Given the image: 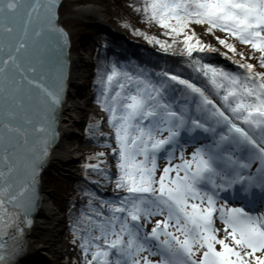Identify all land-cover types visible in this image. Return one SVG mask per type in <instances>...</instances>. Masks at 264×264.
<instances>
[{"label":"snow or ice","instance_id":"snow-or-ice-1","mask_svg":"<svg viewBox=\"0 0 264 264\" xmlns=\"http://www.w3.org/2000/svg\"><path fill=\"white\" fill-rule=\"evenodd\" d=\"M143 14L173 43L179 41L215 96L167 71L154 81L152 73L132 75L115 63L106 75L100 69L98 103L114 128V186L123 194L99 206L89 202L87 214L70 219L81 264H264V211L246 208L264 206V71L243 60L242 53L241 59L223 53L240 72L201 64L190 55L214 49L200 39L199 25L250 45L264 68V0H146ZM53 16L50 2L0 0V264H16L23 251L36 172L55 136L67 34ZM146 39L172 50L169 41ZM215 39L236 51L230 40ZM168 81L184 86L198 116L175 107ZM181 133H203L207 142L187 157L181 150L177 162L158 172L157 153L178 146ZM229 190L237 203L228 202ZM155 215L163 219L143 229L141 219L147 223Z\"/></svg>","mask_w":264,"mask_h":264},{"label":"trees","instance_id":"trees-1","mask_svg":"<svg viewBox=\"0 0 264 264\" xmlns=\"http://www.w3.org/2000/svg\"><path fill=\"white\" fill-rule=\"evenodd\" d=\"M126 1L131 6L130 14L118 10L116 4H119L120 0H114L115 3L107 8L109 13L108 22H98L87 31H82L80 36L87 50L93 53L87 94L92 102L104 112L106 117L109 113L102 109L98 103V98L101 97V88L97 83L98 72L103 68L106 75L107 70H110V66L113 63L121 71H127L132 75H137L141 72L145 74L152 73L149 78L154 81L159 80L158 74L160 72H171L204 86L211 94L215 93L208 84L207 79L199 73L196 67L191 64L188 57L181 52L179 41L173 43L172 37L164 35V29L160 25L144 17L143 5L146 3V0ZM137 6L140 7V11L136 10ZM119 30L124 31L123 36L118 34ZM132 32H137L139 39L129 40V35ZM146 36H155L161 40L169 41V46L172 50L165 52L163 49L156 50L148 47L145 42L150 40L146 39ZM190 55L192 56V54ZM192 58L195 59L197 57L192 56ZM199 60L201 62V59ZM167 86L171 99L175 101L176 108L179 109L183 106L190 113L199 115L195 112V102L192 97L184 96L183 85L175 81H168ZM92 119L94 120V118ZM107 124L110 132L103 133L100 130V126L94 124L88 138L95 146L108 148L112 157L114 173L112 175L101 165L96 168H86V164L91 165L92 163H85L80 177H70V182H73V191L71 196L65 201L64 215L66 223L65 233L72 238H74V234L71 230L70 219L79 216L81 212L87 214L89 202L99 206L101 200L114 202L118 196L123 194L122 190H118L114 186L117 160L112 149L116 148L117 145L115 143L114 128L108 120ZM95 179H100L102 185H107L108 182L111 184L107 188L108 194H103L99 190V187L94 182ZM87 197H91V201ZM104 207L106 208V205ZM78 227H82V225H78Z\"/></svg>","mask_w":264,"mask_h":264},{"label":"rangeland","instance_id":"rangeland-1","mask_svg":"<svg viewBox=\"0 0 264 264\" xmlns=\"http://www.w3.org/2000/svg\"><path fill=\"white\" fill-rule=\"evenodd\" d=\"M77 2L78 6H87L90 4H95L97 6H101L107 10L108 7H111L115 2L114 0H62L59 12L61 16L63 17L62 23L63 25L69 29L72 39V45L73 50H75L76 53H87V49L84 48V43L82 42L80 36L82 31H87L89 28L94 27L98 23V14L95 12H88L83 14L81 17L75 15V12L73 10V7L75 6V3ZM130 5L126 0H120L119 4H116V8L120 11H123L127 14H130ZM108 12V11H107ZM82 14V13H81ZM118 14V13H117ZM85 15V16H84ZM93 15V16H92ZM109 13L105 15L104 21H101V23L108 22ZM199 25H195L197 27ZM115 28V27H114ZM123 31V30H119ZM124 32V31H123ZM217 36L224 37L225 39L230 40L234 46H235V52H232L231 50L225 49L222 45L219 44L218 40L215 39L214 43V49L212 51H204V52H193V57H196L194 55H197L201 58V64L207 62L211 64L218 63L225 67V65L222 62H217V59L221 58L225 61H230L232 59L227 58L225 55H223V52H227L228 56H234L236 59H241V53L243 54L242 59L247 60L248 62H251L254 64L256 69L258 71H264V68L260 67L258 64V61L256 59V55H258L255 50L251 49L250 45L241 43L238 39L231 37L229 34L223 33L219 30L213 31ZM129 40H136L139 39L137 32H132L129 35ZM216 37V36H215ZM160 39V38H159ZM161 40V39H160ZM148 47L156 50H162L161 46L154 41H146L145 42ZM223 48V49H221ZM86 51V52H85ZM89 53V52H88ZM92 53V52H90ZM251 55V58L249 54ZM93 55V53H92ZM91 57V56H90ZM90 69H88L89 71ZM232 71L235 72V69H232ZM200 73L203 75V73L200 71ZM81 84H83V90H86L87 87V78L85 77L84 80H82ZM85 101L87 104L83 110L82 115L80 116V123L78 125V132L81 137V151L79 152V155L76 157L75 161L73 162L74 165V173L69 175H60L56 172L47 170L44 172L45 176V182L49 187L52 189V195L50 199L55 198V204L60 208L62 211V221H61V231H60V244L62 245V251L59 253L57 258V264H80L81 263V250L79 246L73 243V238L71 236H68L67 233H65V201L68 197L71 196L73 191V182H70V177H80L81 173L83 171L85 163H92L97 164L98 166L105 167L109 173L113 172V163L111 158V153L108 150L107 147L100 148L95 146L90 140H89V134L92 130V127L94 124H97L100 126V130L105 133L109 132L110 129L107 126V122L104 118V113L97 108L95 104H92L90 98L88 96H85ZM93 117H92V116ZM94 118V120L92 119ZM197 145L195 141H187L184 140L183 145L179 148H176V146L171 147L173 149L174 155L171 158V160L168 159L169 155L160 154L157 155V171L166 163H175L177 162V158L179 157V153L181 150L184 151L185 156L187 157L188 154L194 149V147ZM100 153H103V155H100ZM99 162V163H98ZM94 182L102 188L103 194L107 193V188L111 186V184L108 182V184L102 185L100 182V179H95ZM54 197V198H53ZM224 201V200H223ZM144 222L142 221L140 223ZM215 226L223 229L222 223L215 219ZM152 224V219H150L149 222L143 223V228L145 230H148L150 225ZM171 230V229H170ZM219 234V233H218ZM163 238V237H161ZM218 247V245H217ZM144 255V253H142ZM197 257L200 255V253H196ZM150 259L156 260L159 257L155 256V258H152V256L149 257Z\"/></svg>","mask_w":264,"mask_h":264},{"label":"bare ground","instance_id":"bare-ground-1","mask_svg":"<svg viewBox=\"0 0 264 264\" xmlns=\"http://www.w3.org/2000/svg\"><path fill=\"white\" fill-rule=\"evenodd\" d=\"M73 10L75 15L79 17L83 14L86 15L88 12H95L99 15L97 20L98 22H101L99 20L104 21L105 15L108 13L107 10L101 6H97L95 4L78 6L77 2L75 3ZM62 19L63 17L59 12V20L63 25ZM195 28L202 41L214 45L215 36H217L214 32L209 34L203 31L202 26H197ZM69 37L71 41V47L69 50V86L68 92L66 93L64 109L61 114V136L51 154L47 166V170L56 172L60 175H71L74 173L73 162L79 155L82 146L81 137L78 132L80 116L82 115V110L86 105L91 106V104H87L85 101L84 87L83 84H81L89 69L90 56L86 53H76L75 50H73L70 31ZM83 49H87L86 45H84ZM204 51L209 52L212 50L206 49ZM230 62L233 63L232 65L234 68L238 67L234 60H230ZM41 193L43 198L41 207L35 215L33 227L27 236L26 248L24 249L21 257L19 256L16 259V264H57L58 255L63 250L59 241L62 211L55 204V202L50 199L52 189L45 182L44 173H42Z\"/></svg>","mask_w":264,"mask_h":264},{"label":"water","instance_id":"water-1","mask_svg":"<svg viewBox=\"0 0 264 264\" xmlns=\"http://www.w3.org/2000/svg\"><path fill=\"white\" fill-rule=\"evenodd\" d=\"M42 2H45V3L50 2L52 4L53 13H54L53 22L55 23L56 27L63 28L67 34V43L64 45V51H63V78H62L63 79V88H62V92H61V102L56 106V109L54 111L55 120L53 123V130L55 132V136L52 139V141L48 144L46 155L41 160L40 166L36 172V180H35L34 187L32 189L34 202H33V207L29 213L30 223L25 224L24 231L21 234L22 235V241H23V251L21 254L18 255V257L19 256L21 257V255L24 252V249L26 248L27 236L31 232V229L33 227L35 215H36L37 211L39 210V208L41 207V203H42V199H43L42 193H41L42 173H44L46 171L50 157H51V154H52V152H53L55 146L57 145V143L60 139V136H61V132H60L61 114H62L63 109H64V104L66 101V93L68 92V86H69V80H68L69 70H70V51L69 50L71 47V41H70L68 29L65 26H63L59 20V7H60L62 0H42ZM118 34L120 36L124 35L123 31H120ZM194 52H197V51H194ZM200 52H204V51H200ZM217 62H224V60L219 58V59H217Z\"/></svg>","mask_w":264,"mask_h":264}]
</instances>
